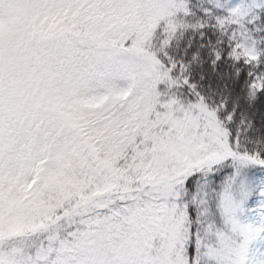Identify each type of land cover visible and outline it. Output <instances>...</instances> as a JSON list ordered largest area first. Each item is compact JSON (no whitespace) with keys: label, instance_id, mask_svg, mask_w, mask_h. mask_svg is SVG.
<instances>
[{"label":"snow or ice","instance_id":"1","mask_svg":"<svg viewBox=\"0 0 264 264\" xmlns=\"http://www.w3.org/2000/svg\"><path fill=\"white\" fill-rule=\"evenodd\" d=\"M0 264H264V0H0Z\"/></svg>","mask_w":264,"mask_h":264}]
</instances>
